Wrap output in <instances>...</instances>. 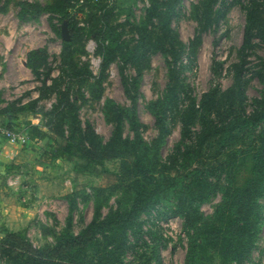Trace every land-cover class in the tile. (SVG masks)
<instances>
[{
  "label": "rangeland",
  "instance_id": "obj_1",
  "mask_svg": "<svg viewBox=\"0 0 264 264\" xmlns=\"http://www.w3.org/2000/svg\"><path fill=\"white\" fill-rule=\"evenodd\" d=\"M56 1L0 0V125L38 144L36 163L3 183L33 212L15 233L54 246L145 193L123 264H264V0H83L68 10V44ZM115 44L125 58L108 55ZM113 138L112 155L81 156ZM58 145L71 159L45 160ZM109 243L81 257L114 264ZM0 264H11L1 249Z\"/></svg>",
  "mask_w": 264,
  "mask_h": 264
},
{
  "label": "trees",
  "instance_id": "obj_2",
  "mask_svg": "<svg viewBox=\"0 0 264 264\" xmlns=\"http://www.w3.org/2000/svg\"><path fill=\"white\" fill-rule=\"evenodd\" d=\"M82 1L83 0H57L51 10L52 12L57 13L60 16V21H62L63 23L66 21L68 22L70 33L74 32V28L72 27L68 10L72 8L76 2ZM95 1L103 3L100 0ZM24 5L26 6L27 4L25 3ZM252 16V14H248L249 21L255 20V17ZM247 37L248 29H246L245 32V41ZM63 42L64 44H68L64 40ZM117 53H120L123 58L126 57V54L124 53V50L121 48V46L115 44L114 48H111V50H109L108 55L113 56ZM39 54L40 52L38 51H31L29 54L28 65L33 70L38 69L39 64L37 63L41 62L37 59ZM130 85H133V90L135 89L134 91L138 92L139 82H136L134 84V81H132ZM213 96H209L207 98V101L210 102ZM132 113L135 119L137 115L136 94H133L132 96ZM30 137L36 142H42L47 138V132L34 127L32 129ZM88 144L89 145H82L79 147L81 156L85 159L95 161L98 159V155H100L102 149H104L105 151L104 155H112V153L116 149L112 145L119 144V142L118 139L116 140L115 138H113L111 142H109V145H107V147L104 146V148L94 145V142L91 141L88 142ZM68 150V146H53L49 152L44 153L45 160H70L72 154L69 153ZM108 150L110 152L109 154ZM152 198V195H149L147 197L145 196V193H142L137 197V202L130 210L109 213L108 215L103 217L99 216L100 218L96 216L81 233L77 235L69 233L62 234L54 246H45L38 248L35 247L28 239H26L22 233L8 232L6 236L0 241V249L7 255V257H9L11 264H90L89 261L82 258L81 255L87 250L88 247L96 244L100 237H104L105 239L110 241L109 245H112L111 250L107 252V256H110L114 264H123V260L119 258V253L125 252L128 229L133 223L134 217L138 215L140 207L144 203H149ZM242 228L246 229L247 231H252L253 235L258 232L256 225L250 224L249 222H245L243 226L240 227V229ZM119 231H121L122 234L119 233ZM117 237L120 238L119 242H116ZM193 249L194 247H191L188 253V257L191 256ZM111 259L106 260L109 262Z\"/></svg>",
  "mask_w": 264,
  "mask_h": 264
},
{
  "label": "crops",
  "instance_id": "obj_3",
  "mask_svg": "<svg viewBox=\"0 0 264 264\" xmlns=\"http://www.w3.org/2000/svg\"><path fill=\"white\" fill-rule=\"evenodd\" d=\"M37 145L0 143V240L6 236L4 230L17 232L24 229L33 215L31 208L15 203L12 198L5 195L3 183L11 176L16 175L17 178H21L20 174L23 175V169L27 165L36 163L37 154L34 148ZM11 217L17 222L10 220Z\"/></svg>",
  "mask_w": 264,
  "mask_h": 264
},
{
  "label": "built area",
  "instance_id": "obj_4",
  "mask_svg": "<svg viewBox=\"0 0 264 264\" xmlns=\"http://www.w3.org/2000/svg\"><path fill=\"white\" fill-rule=\"evenodd\" d=\"M100 1L106 3L107 5H113L117 2H119L120 0H100ZM27 138H28V136H27ZM2 140H6L10 143H13V145H19L22 143V141L23 142L27 141L26 136L21 135L15 129L3 127L2 125H0V141H2Z\"/></svg>",
  "mask_w": 264,
  "mask_h": 264
},
{
  "label": "water",
  "instance_id": "obj_5",
  "mask_svg": "<svg viewBox=\"0 0 264 264\" xmlns=\"http://www.w3.org/2000/svg\"><path fill=\"white\" fill-rule=\"evenodd\" d=\"M62 38L64 41H70L71 40V35L69 32V27H68V22H64L62 25Z\"/></svg>",
  "mask_w": 264,
  "mask_h": 264
}]
</instances>
